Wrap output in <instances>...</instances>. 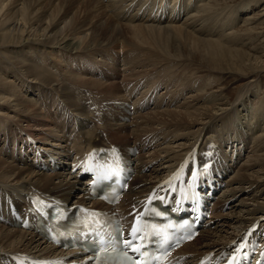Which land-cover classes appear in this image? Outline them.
Instances as JSON below:
<instances>
[{"label": "bare ground", "instance_id": "1", "mask_svg": "<svg viewBox=\"0 0 264 264\" xmlns=\"http://www.w3.org/2000/svg\"><path fill=\"white\" fill-rule=\"evenodd\" d=\"M16 1L22 5L19 13L0 29V264H15L14 253L57 254L56 247L33 230L9 224L14 220L9 212L11 202L25 209L28 194L36 187L65 200L85 199L83 184L88 180L83 182L82 177L65 171H39L24 134L37 140L42 149L58 154L73 151L72 169L77 171L93 146L138 145V174L117 205L122 215L133 216L152 189L179 173V168L185 166V156L198 145L206 148L212 142L213 155L226 171L231 164L224 151L230 147L235 149L233 155L243 158L237 171L227 179L224 195H220L222 199L216 204L214 227L203 230L183 245L178 255L186 257L183 264H197L213 251L220 254L253 222L260 220L264 229V130L256 135L258 124L252 125L253 117H261L264 122V107L255 111V106L250 104L253 97L250 92L255 94L263 82L264 52L261 49L257 54L251 52L253 37L249 38L257 32L255 23L264 13L246 14L237 31H224L226 35L222 37V34L215 35V26L208 24L213 17L210 10L218 0H154L153 8L148 9L152 11L149 15H143L140 9L135 14V9H125L135 6L137 0H88L96 1L97 7L103 3L108 10L112 8V16L118 19L125 14L131 15L129 21L147 17L144 21L152 23L150 26L129 23L134 29L133 35L144 34L141 36L149 41V47H143L128 42L131 38L116 42L119 34L112 37L114 40L99 41L98 31L102 29L100 33L105 38L103 34H108L111 25L87 20L95 5L92 8L85 5L84 16H75L76 24L70 34L59 36L56 33L60 31L55 33L56 17L69 16L70 7L57 0L59 6L51 15L50 24L40 25L44 15L38 13L43 8L39 4L44 0ZM75 1L72 0L73 4ZM261 1L234 0L237 5H230L228 22L234 18L236 24L242 11L257 7ZM123 4L127 5L122 8ZM182 15H186L184 27L171 25ZM87 25L88 29H84ZM114 25L111 35L117 30ZM247 35L250 42L246 40ZM182 45L192 46L183 51ZM37 53L44 56L58 53L59 57L35 64L25 58ZM196 64L200 71L207 70L219 81L223 78L220 74L245 79L238 102L231 106L229 99L222 95L223 88L217 86L218 90H213L216 83L205 80L207 77L196 73L191 76L188 69ZM194 69L193 72L197 70ZM25 80L35 84H30L27 92L37 90L42 94L38 102L34 103L33 97L39 94L27 95L22 90ZM205 85L211 87L205 91ZM183 89L188 90L184 102L170 108L179 102L176 100ZM17 94L19 97L15 98ZM131 97L134 99L132 114L129 121H124L119 118L120 110L116 107ZM25 98L32 99L23 103ZM81 101L89 107L86 109ZM3 104L6 107L2 108ZM63 110H69L72 116L62 119ZM244 111L254 116L248 118ZM95 113L101 118L98 122ZM254 166L257 169L251 171ZM76 190L79 195L73 193ZM226 205H230V210H224Z\"/></svg>", "mask_w": 264, "mask_h": 264}, {"label": "rangeland", "instance_id": "2", "mask_svg": "<svg viewBox=\"0 0 264 264\" xmlns=\"http://www.w3.org/2000/svg\"><path fill=\"white\" fill-rule=\"evenodd\" d=\"M2 1L4 2V4L2 3ZM55 0H53V2L51 1L50 2V0H44L43 2H41L40 4H39V6H42L43 8L42 9H40L41 11H43V12H41V11H39L38 13H39V15L41 14V15H44L42 18H41V23H40V25H47V24H50V17H51V15H54V13L56 12V10H57V8H58V1H59V4H65L68 8H69V10H72L71 12H69L68 13V15L69 16H67V17H62L61 19L60 18H58V17H56V19H57V22H56V25L55 26H57L56 27V29H55V33H56V31H60V32H58V33H56V35H58L59 34V36H61V34H62V36L63 35H67L68 33L70 34V32L72 31V26H73V24H76V23H74V19H77L76 17L78 16V15H81V17L82 16H84V9H86V7L87 8H92L91 7V5H95V7H93L95 10H93V11H91L90 12V14L91 15H87V20H89V22H93V20L94 21H100V22H102L101 24H104V25H107L108 23H109V25H111L110 27H109V30H108V34L107 35H104L103 34V37H105V38H102V34L100 33L101 31H102V29H100V31H98V36H97V38L99 37V41H103V40H106L107 41V39L108 40H110L111 41V39L112 40H114L113 38L115 37L114 35H117V34H119V36H118V39H116L115 38V40H116V42H118V41H120V40H126V41H128L130 38V40L128 41V42H131V43H134V44H137V45H139V46H143V47H149V45H148V43H149V41H147L146 42V38H144V37H142V36H144V34H139V35H135V36H139V39H141V41L139 40V39H137V38H135V36L133 35V32H134V29L132 28V26H130L131 24H129V23H132V24H145V25H149L150 26V24H152V23H150V22H145L144 20L145 19H147V17H143V18H141V19H136V18H134L135 20H133V21H129L128 20V18L129 19H131V15H128V14H125V15H121V17L118 19L117 17H113L112 16V12L111 11H113V9L111 8V10H108V8H106V7H104V4L103 3H100V6H96L97 5V2L96 1H92L93 3H91V1H86V0H77V1H75L74 2V4H73V2H72V0H56V2H54ZM88 2V3H86V2ZM138 2H137V4L135 5V6H126L127 4H123L122 5V8L124 7V6H126L127 8H125V9H129V8H132V9H135L134 10V12H133V14H135L136 12H137V10L138 9H140L141 10V12H142V14L143 15H149L150 13H152V11L150 10V11H148V9L149 8H151L152 7V5L151 4H153V1L154 0H146V2H144L145 0H137ZM156 1H160V0H156ZM207 1V0H206ZM234 0H218V4L217 5H215V8H213V9H211L210 11H212L211 12V14L213 15V17H212V19L211 20H209L208 21V24L209 25H212V26H215V35H220V34H222V35H220V36H222L223 37V35H226V34H224L223 32L225 31V33H227L228 31H230L229 33H231V32H233V30H235V31H237L238 30V28L241 26V25H243V23H244V21H243V18L244 17H246L245 15L246 14H254V13H259V14H261V13H264V10L262 9V7H264V0H262L260 3H259V5H257V7H254L253 9H248L247 11H242L241 13H240V15H239V18H238V20L236 21V24H234L235 22V19L234 18H232V20H231V23H229L228 21H229V17H230V15H228V14H230V11H231V8H232V6H236L237 5V3H234L233 2ZM62 2V3H61ZM76 2H77V4H76ZM85 2V3H84ZM96 2V3H95ZM0 29L2 28V27H4V26H6V25H8V23H10L11 21H13L14 20V18L13 17H15L16 15H15V13L16 14H18L19 12H17L19 9H21V3L19 2V1H16V0H7V2H6V0H0ZM53 3V4H52ZM55 3V4H54ZM70 3V4H69ZM82 3V4H81ZM7 4V5H6ZM90 4V5H89ZM103 4V5H102ZM141 4V5H140ZM201 4V2H199L198 1V5H200ZM4 5V6H3ZM76 5V6H75ZM86 5V7H84ZM89 5V6H88ZM230 5H232V6H230ZM56 6V7H55ZM83 6V7H82ZM4 7H5V9H4ZM217 7V8H216ZM225 7V8H224ZM231 7V8H230ZM3 8V9H2ZM51 8V9H50ZM100 8H101V10H100ZM104 8V9H103ZM147 8V9H146ZM153 8V7H152ZM224 8V9H223ZM143 9V10H142ZM221 10H223V12L221 11ZM261 10H263V11H261ZM14 11V12H13ZM77 11H79V12H77ZM80 11H81V13H80ZM95 11V12H94ZM221 11V12H220ZM195 11H192L191 13H194ZM220 13L221 14V16H220V14H216V13ZM225 12V13H224ZM45 13H47V15L45 14ZM71 13V14H70ZM96 13V14H95ZM98 13V14H97ZM104 13V14H103ZM13 14V15H12ZM93 14V15H92ZM100 14V15H99ZM111 14V15H110ZM214 14H215V16H214ZM227 16H226V15ZM12 15V16H11ZM218 17H217V16ZM258 15V14H257ZM263 15V16H262ZM261 16H260V20L257 22V24L255 23V25H256V29H257V32H254L253 34V36L251 35H249V38H251V37H253L252 38V41H251V39H248L247 40V38H248V35L246 36V40H247V42H252V43H250V45L252 44L253 45V49H251L252 51L251 52H255L256 54H257V52L261 49V51L262 52H264V14H262ZM76 16V17H75ZM89 16V17H88ZM185 16L186 15H182L180 18H177V19H179V20H176V23L175 22H173V24H171V25H174V24H176V25H180V24H183V27L185 26ZM20 17H21V15H20ZM93 17V18H92ZM216 17V18H215ZM235 17V16H234ZM10 18V19H9ZM48 18V19H47ZM90 18V19H89ZM84 19V18H83ZM92 19V20H91ZM222 21H221V20ZM224 19V20H223ZM226 19V20H225ZM72 20H73V23H72ZM122 20V21H121ZM71 21V22H70ZM184 21V22H183ZM114 23H115V25H114ZM122 24V25H121ZM228 24V25H227ZM232 25V28H231V25ZM4 25V26H3ZM113 25H114V27H116V31H114V33H113V35H111V33H112V31H113ZM116 25H118V26H116ZM224 25V26H223ZM2 26V27H1ZM75 26V25H74ZM73 26V27H74ZM91 26V25H90ZM87 27V28H86ZM88 27H89V25H87V26H85L84 27V29H88ZM67 28V29H66ZM223 29V30H222ZM233 29V30H232ZM67 30H68V32H67ZM133 30V31H132ZM70 31V32H69ZM89 31V33L91 34V31L90 30H88ZM125 31V32H124ZM127 31V32H126ZM129 31H130V33H129ZM64 32H65V34H64ZM115 32H116V34H115ZM67 33V34H66ZM125 33H126V36H125ZM259 33H261L260 35H259ZM136 34H137V32H136ZM108 35H111V36H108ZM132 35V36H131ZM114 36V37H113ZM202 36H204V35H202ZM255 36V37H254ZM113 37V38H112ZM122 37V38H121ZM225 37V36H224ZM110 38V39H109ZM121 38V39H120ZM125 38V39H124ZM135 39H137V40H135ZM144 41H145V43H144ZM144 43V44H143ZM261 43V44H260ZM257 44H259L258 46H257ZM193 45V44H192ZM192 45H189V46H185V45H182V46H185V47H183V51L185 50V48L187 47V48H189V49H191V46ZM250 45H247V47H250ZM251 45V46H252ZM254 45H255V48H254ZM150 47H152V46H150ZM258 47V48H257ZM262 48H263V50H262ZM59 56H58V53H51V54H49L48 56H44V55H42V54H40V53H37V54H35L34 56H32V57H25L26 59H28V60H31L32 61V63L33 64H35L37 61H46V60H49L50 58L52 59V60H56L57 58H58ZM2 58V54H0V59ZM31 63V64H32ZM195 66H197V67H195ZM198 67H199V65L198 64H196V65H191V67L188 69L189 71V73H190V75L191 76H193V75H195L194 73H196V75L198 74V76L201 74L203 77H207V78H205V80L206 79H209V81L210 82H214V88H216V89H213V90H218V88H217V86L220 88H223V92H222V95L224 94L228 99H229V102L231 103V106L232 105H234L235 103H233V102H235L236 100H237V102H238V94H239V91H241V88H242V84L246 81L245 79L244 80H242L241 78H239L240 76H238L237 77V75L235 76V75H230V74H220V75H223V78L219 81L218 80V77H215V76H213V75H209L207 72V70L206 71H200L199 69H198ZM191 68H192V70H191ZM195 68V69H194ZM193 69L194 70H196V71H194L193 72ZM191 71V72H190ZM198 72V73H197ZM187 73V72H186ZM189 73H187V74H189ZM206 73V74H205ZM172 73L171 72H169V75H171ZM200 75V76H201ZM187 76V75H186ZM30 77H28L27 76V79H29ZM191 78H193V77H191ZM215 80H214V79ZM237 78V79H236ZM263 82H261V85L259 86V90H257V92H255V94H254V92L252 91V92H250V94H253V97H251V101H250V104L251 105H254L255 106V111L256 110H258V109H260V107H264V105H263V103H264V77H263V80H262ZM35 85V84H33V83H31V82H29L28 80H25L24 81V84L22 85V90L25 92V94H34V93H36V94H39V95H36V96H34L33 97V102L35 103V101L36 102H38L41 98H42V94L40 93V92H38L37 90H34L35 92H31V93H29V92H27V88L29 87V85ZM206 84V83H205ZM211 85V84H210ZM210 85H205L204 86V89H205V91L207 90V89H209L211 86ZM201 86V83L199 84V87ZM187 92H188V90H186V89H183V91H182V94L181 95H179L178 96V98H177V100L176 101H179L177 104H173V106H171L170 108H173V107H175L176 105H178L179 103H181L182 101L184 102V100H185V98L187 97ZM9 96H10V94H8ZM252 96V95H251ZM19 97V95L17 94V96H15V98H18ZM245 98V97H244ZM29 99H32V98H25L22 102L23 103H26V100H29ZM242 100V99H241ZM240 101V100H239ZM165 106H167V104L165 105ZM1 107L2 108H4V107H6L4 104L3 105H1ZM259 107V108H258ZM245 112V111H244ZM243 112V113H244ZM245 113H247L249 116H248V118H250L251 116H254V113H252V112H245ZM258 120V121H257ZM42 121H39V123H41ZM256 123V124H258V127L259 128H256V126H255V129H256V131H255V134L256 135H258L262 130H264V122H263V120H262V118L260 117H258L257 119L256 118H254L253 117V121H252V125H253V123ZM245 125H247V123H244ZM261 127V128H260ZM172 140V139H171ZM226 145H228V144H226ZM230 148V147H229ZM225 150V149H224ZM226 150H227V148H226ZM241 158V157H240ZM243 158V157H242ZM242 160V159H241ZM246 161V159H244L243 160V162H241V163H244ZM257 169V167H252L251 168V171H255ZM237 171V170H236ZM231 176V175H230ZM229 176V177H230ZM228 177V178H229ZM227 178V179H228ZM255 192H256V190H255ZM78 194H79V192H78ZM77 194V195H78ZM224 194L222 193V196H223ZM222 196H221V199H222ZM241 196V195H240ZM234 203H236L237 201H233ZM232 205H233V203H232ZM231 205V206H232ZM226 210H230V205H228L227 207H226ZM225 210V211H226ZM223 243H225V242H223ZM225 244H227V243H225Z\"/></svg>", "mask_w": 264, "mask_h": 264}, {"label": "snow or ice", "instance_id": "3", "mask_svg": "<svg viewBox=\"0 0 264 264\" xmlns=\"http://www.w3.org/2000/svg\"><path fill=\"white\" fill-rule=\"evenodd\" d=\"M137 232V230L136 229H133V233L135 234ZM131 245L129 244V247H130Z\"/></svg>", "mask_w": 264, "mask_h": 264}]
</instances>
